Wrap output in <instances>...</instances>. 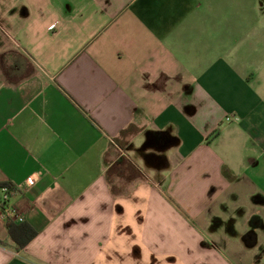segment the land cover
Returning <instances> with one entry per match:
<instances>
[{"label":"crops","instance_id":"obj_1","mask_svg":"<svg viewBox=\"0 0 264 264\" xmlns=\"http://www.w3.org/2000/svg\"><path fill=\"white\" fill-rule=\"evenodd\" d=\"M6 185L0 264H264V0H0Z\"/></svg>","mask_w":264,"mask_h":264},{"label":"clouds","instance_id":"obj_2","mask_svg":"<svg viewBox=\"0 0 264 264\" xmlns=\"http://www.w3.org/2000/svg\"><path fill=\"white\" fill-rule=\"evenodd\" d=\"M132 2H135V0H132ZM51 27H55V24L51 25ZM152 81H154V80H149V82H152ZM136 144H137V146H139L141 144V141L137 140ZM242 159H243L242 156L237 157L238 162L241 161ZM41 174L42 173H33L31 176H29L26 180L27 185L29 187H31L34 183L38 182ZM109 193H110V190H109ZM145 195H146L145 191L142 188H140V189L132 191L130 198L118 199L115 201V203H118V204L122 205V207L125 208L126 213H125V217L123 219H121V217L116 215L115 213L112 215V217L110 218V233H111V235H113V236L117 235L118 225L120 226L121 229L124 226L134 227V225H135V214L137 213V210H140V206L138 204L134 203L133 199L134 198H144ZM103 202L106 203V201H103ZM114 205H113V208H114ZM97 206H99V204H97ZM88 207H89V205H87V204L83 205V208L79 212V215L69 214L65 221H68L70 218L79 219L80 217L88 216V212L83 210V209H86ZM249 218H250V216L247 218V220ZM227 219H228V217H225V220H227ZM246 221H245V224H246ZM246 231H247V227H245V229L241 232V234H243ZM78 235H83V233H79ZM100 235H103V233H101ZM128 238L129 237H127V235L125 234V236L122 237L121 239L117 240V242L115 244L110 242L107 245V247L98 255V257H97L98 264H108L109 261H111L112 264H118V261L116 259L117 255H115L114 252L118 253L119 255H123V253L125 251L128 253V256H129V264H135L136 259L131 258V256L129 255V253L131 251V247H128V248L123 247L124 240L128 239ZM198 242L199 241H197V243ZM258 251H259V249L256 250V253ZM150 254H154V253L148 249L144 250L143 255H142L143 264H151ZM106 256L110 257V259H106ZM167 257H168L167 255L158 257L157 259L159 261V264H167V259H166Z\"/></svg>","mask_w":264,"mask_h":264},{"label":"trees","instance_id":"obj_3","mask_svg":"<svg viewBox=\"0 0 264 264\" xmlns=\"http://www.w3.org/2000/svg\"><path fill=\"white\" fill-rule=\"evenodd\" d=\"M136 131H137L136 128H133L132 126H129L126 129H124L121 132V134L124 135L125 137H127L128 135L134 134ZM112 172H116L118 175L121 172H127V173H129V178L130 177L137 178V177L140 176V174L137 172V169L127 160H123L121 167H118V169H116L115 167H111L108 170V173H107V179L108 180L110 179V176L112 175ZM8 187L10 189H12L10 185ZM7 230H8L9 235L12 237V239L17 243V245L19 247H22V246L25 245L26 242H20V241L17 240V237H16V233L19 230V226H16L12 222H8L7 223ZM32 234L33 233H31V235Z\"/></svg>","mask_w":264,"mask_h":264},{"label":"built area","instance_id":"obj_4","mask_svg":"<svg viewBox=\"0 0 264 264\" xmlns=\"http://www.w3.org/2000/svg\"><path fill=\"white\" fill-rule=\"evenodd\" d=\"M225 120L227 122L232 121V120H238V117L232 116V115H228V116L225 117ZM2 192H3V196L0 199V207H2L3 215L4 216H8V217L13 216L15 218H18L19 220H22V216L17 214L14 209H12L9 205H7L8 195L11 192L10 188L8 186H3L2 187Z\"/></svg>","mask_w":264,"mask_h":264},{"label":"rangeland","instance_id":"obj_5","mask_svg":"<svg viewBox=\"0 0 264 264\" xmlns=\"http://www.w3.org/2000/svg\"><path fill=\"white\" fill-rule=\"evenodd\" d=\"M113 181H114V176H113V174H112V175L110 176V182L113 183ZM262 211L264 212V210H262ZM260 261H261V262H264V257H262Z\"/></svg>","mask_w":264,"mask_h":264}]
</instances>
